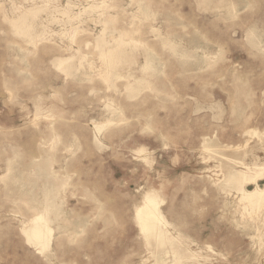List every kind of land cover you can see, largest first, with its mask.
<instances>
[{
    "label": "rangeland",
    "instance_id": "obj_1",
    "mask_svg": "<svg viewBox=\"0 0 264 264\" xmlns=\"http://www.w3.org/2000/svg\"><path fill=\"white\" fill-rule=\"evenodd\" d=\"M235 161L264 165V0H0V264H264ZM46 187L41 253L22 228ZM151 190L193 257L147 245Z\"/></svg>",
    "mask_w": 264,
    "mask_h": 264
},
{
    "label": "bare ground",
    "instance_id": "obj_2",
    "mask_svg": "<svg viewBox=\"0 0 264 264\" xmlns=\"http://www.w3.org/2000/svg\"><path fill=\"white\" fill-rule=\"evenodd\" d=\"M30 30L31 29L27 28L22 30L21 32L31 37L32 34L30 33ZM121 53V50H117L102 55V58L107 65V81H109V78L116 75V68L121 64ZM64 61L65 60H61L60 62ZM103 127L104 126H100V124L96 125V129L99 132L103 129ZM206 148L209 149V147ZM234 163L240 166V170L230 168V171L225 176L226 184L230 187H235L241 196L240 201L244 202L247 206L250 205L251 207H253V210L258 208L259 206L264 208V187H261L259 185V180L264 177V165H248L246 163H236V161ZM10 167L11 166H9V168ZM46 173L52 176L54 174L53 172H51V170L46 171ZM247 184H254L255 188L253 190H247ZM54 193L55 192L52 189L46 187V189L44 190L43 200L40 202L38 201V205L33 207L35 213L29 217L28 222L24 223V226L22 228V232L25 236L26 242L41 253L49 252L51 250L54 232L51 223L55 220H58L62 215V211L59 209V207L56 206V195ZM142 202V205L137 207L136 209V221L140 228V231L142 232L146 240L147 245L149 247H153L155 245V248L164 250L163 255H173V257L175 256L177 260L183 258V256H186V259L193 257L194 255L190 252V250L183 247L184 243L181 239L174 238L170 235L169 230L167 229L169 223L166 221L165 215L162 213V210L160 208V205L163 203V201L158 196V194L154 190H151L145 194L144 200ZM61 227L62 226H59V228ZM157 254L159 255V253H153L154 256H156ZM163 261L164 260L160 261L159 259L158 263L163 264L165 262Z\"/></svg>",
    "mask_w": 264,
    "mask_h": 264
}]
</instances>
